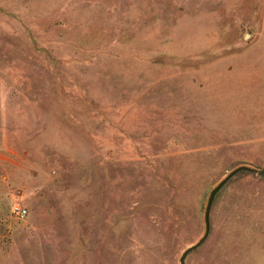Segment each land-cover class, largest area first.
<instances>
[{"label": "rangeland", "instance_id": "374dc122", "mask_svg": "<svg viewBox=\"0 0 264 264\" xmlns=\"http://www.w3.org/2000/svg\"><path fill=\"white\" fill-rule=\"evenodd\" d=\"M241 165L264 166V0H0V264H180ZM209 225L185 264H264V176Z\"/></svg>", "mask_w": 264, "mask_h": 264}, {"label": "water", "instance_id": "95a60500", "mask_svg": "<svg viewBox=\"0 0 264 264\" xmlns=\"http://www.w3.org/2000/svg\"><path fill=\"white\" fill-rule=\"evenodd\" d=\"M246 171L256 173L259 176H264V166L261 170H257L256 168H253L247 165H241L231 170L229 173H227L226 176H224L216 186L214 187H212L211 185L207 186L206 193H208V199H207V203H206L205 210H204L205 231L203 235L199 238V240H197L194 244L190 245L188 248L184 250V252L181 254L180 259H179L180 264H185L186 256L190 252L195 250L197 247H199L204 242V240L207 238L209 234V227H210L209 212H210V208H211L215 194L237 173L246 172Z\"/></svg>", "mask_w": 264, "mask_h": 264}, {"label": "built area", "instance_id": "2783aa9c", "mask_svg": "<svg viewBox=\"0 0 264 264\" xmlns=\"http://www.w3.org/2000/svg\"><path fill=\"white\" fill-rule=\"evenodd\" d=\"M10 211L17 218H23L27 214L25 206L20 202H13Z\"/></svg>", "mask_w": 264, "mask_h": 264}]
</instances>
